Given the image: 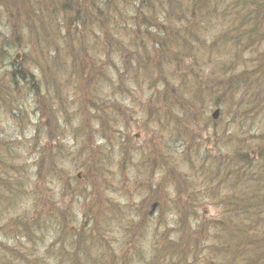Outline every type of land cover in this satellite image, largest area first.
Masks as SVG:
<instances>
[{
	"label": "rangeland",
	"instance_id": "obj_1",
	"mask_svg": "<svg viewBox=\"0 0 264 264\" xmlns=\"http://www.w3.org/2000/svg\"><path fill=\"white\" fill-rule=\"evenodd\" d=\"M159 1L0 0V264H244L264 237V42L223 36L229 0Z\"/></svg>",
	"mask_w": 264,
	"mask_h": 264
},
{
	"label": "trees",
	"instance_id": "obj_2",
	"mask_svg": "<svg viewBox=\"0 0 264 264\" xmlns=\"http://www.w3.org/2000/svg\"><path fill=\"white\" fill-rule=\"evenodd\" d=\"M105 1V0H104ZM149 1V0H148ZM159 1V0H158ZM203 1L204 0H189L185 2V0L180 3L184 4L185 7L183 6L184 10L180 12V16H188V15H195V11L200 10V6H203ZM208 1V0H205ZM145 2V0H144ZM170 2H175L174 0H167V5ZM231 4L229 6L224 8V14L226 13V10L230 9L234 12V16L238 20V27L237 29H234L235 31H230V33L225 32L223 36L226 34L233 35L231 39H236L235 44H240L242 45V48H248V47H259V44L264 42V0H229ZM133 3V8L136 6V9L139 10V6H142L143 0H132ZM160 3V1H159ZM179 3V2H178ZM161 4V3H160ZM166 13L167 17L168 15L173 14V11L169 10L168 8L163 9ZM130 13V16L132 17V21L135 22V24L143 26L144 21L143 17L141 14L138 15V12L136 11L134 14ZM187 14V15H185ZM161 26H164V24H160ZM136 29L138 30V33L140 32H145L140 30L138 26H136ZM187 30V29H186ZM193 31H188L187 34H191ZM174 33V32H173ZM141 35V34H140ZM167 39V38H166ZM166 39H156V37L153 35L152 40L154 42H157L156 48L157 52H159L160 55L162 54H167L168 52V45H167V40ZM153 43V42H152ZM149 45H146L148 47ZM264 46V44H263ZM262 52V51H261ZM264 53H260L259 57H263ZM159 66V64H157ZM260 191V190H259ZM260 195H251L246 197L244 199V206L247 209V207H252V206H258L257 203L255 202L256 199ZM255 200V201H254ZM232 205V204H231ZM254 243H252V252L249 253L247 252L245 255V261L244 264H249L254 260H262L264 259V244L262 240H264V237H259L253 239ZM257 251V252H256ZM248 260V261H247Z\"/></svg>",
	"mask_w": 264,
	"mask_h": 264
},
{
	"label": "water",
	"instance_id": "obj_3",
	"mask_svg": "<svg viewBox=\"0 0 264 264\" xmlns=\"http://www.w3.org/2000/svg\"><path fill=\"white\" fill-rule=\"evenodd\" d=\"M17 56H18V54L16 55V57H17ZM16 57H14L13 60H15ZM217 114H218V109L214 110V111L212 112V115H211V116H212L213 118H215V117L217 116Z\"/></svg>",
	"mask_w": 264,
	"mask_h": 264
}]
</instances>
